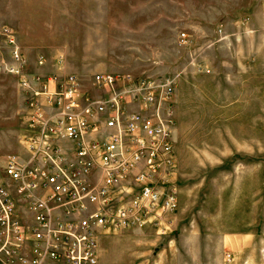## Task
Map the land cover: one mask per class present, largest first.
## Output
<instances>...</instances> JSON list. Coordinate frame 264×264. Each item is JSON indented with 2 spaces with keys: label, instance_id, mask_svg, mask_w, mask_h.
I'll list each match as a JSON object with an SVG mask.
<instances>
[{
  "label": "rangeland",
  "instance_id": "rangeland-1",
  "mask_svg": "<svg viewBox=\"0 0 264 264\" xmlns=\"http://www.w3.org/2000/svg\"><path fill=\"white\" fill-rule=\"evenodd\" d=\"M260 6L264 0H0V17L65 48L69 66L88 76L85 89L98 70L138 67L176 77L178 209L158 223L100 234L99 264H264V108L257 93L228 85L230 65L216 60L234 54L243 69L258 54ZM246 21L256 28L252 39ZM221 28L228 37L217 41ZM194 57L210 71L196 73ZM186 72L185 93L178 76ZM23 98L14 78L1 75L0 164L10 155L29 159L24 136L19 141L30 133ZM241 99L250 107H238Z\"/></svg>",
  "mask_w": 264,
  "mask_h": 264
},
{
  "label": "built area",
  "instance_id": "built-area-1",
  "mask_svg": "<svg viewBox=\"0 0 264 264\" xmlns=\"http://www.w3.org/2000/svg\"><path fill=\"white\" fill-rule=\"evenodd\" d=\"M0 34V72L18 76L30 130L29 159L0 164V264H99L100 234L178 209L176 77L99 72L85 89L63 58L61 72L30 74L15 30Z\"/></svg>",
  "mask_w": 264,
  "mask_h": 264
},
{
  "label": "crops",
  "instance_id": "crops-1",
  "mask_svg": "<svg viewBox=\"0 0 264 264\" xmlns=\"http://www.w3.org/2000/svg\"><path fill=\"white\" fill-rule=\"evenodd\" d=\"M264 6H260L257 8L258 12L263 13V19H262V25L259 26V32L258 37L256 38L259 44V52L258 54H250L245 58L243 61V69H236V65L234 64L236 59L234 54L228 55L226 58H217L216 60H224L226 61L231 69H228L227 74V84H241L242 87L239 90L246 91L249 93H257L258 94V107L261 108V105L264 108ZM0 23H5L11 26L16 33V37L18 40V43L22 46V49L27 56L28 62L26 66L27 72L30 74L34 73H40V74H49L53 72H61L60 67L57 63L58 58H63L64 60V71L68 73H74L78 75L82 80L83 77L88 76H82V74L79 73V70L76 68H72L68 64V54L66 53L65 48L63 47H57L55 46L57 43L55 41L50 40L49 38H41L39 36H32L31 34H24L22 28H19L16 21L13 19L6 20L5 18L0 17ZM248 23V24H247ZM245 24V33L249 36V39H252L250 37L251 35L255 34L256 28H253L249 25V22H244ZM253 28V29H252ZM220 36L218 37L217 29L215 30V40L221 41L223 39H226L228 35H223L221 32H223L222 28L221 31H219ZM27 33V32H26ZM217 33V34H216ZM186 35V34H185ZM247 38V39H248ZM248 39V40H249ZM4 37L0 34V51L6 52V49L3 47ZM43 56V64L38 63L39 56ZM193 61L195 65H198L200 69H196V73H202L205 71H210L208 69L209 65L204 61V58H193ZM197 70H199L197 72ZM213 73H215L214 77L219 76V69L212 70ZM99 72H111V73H122V74H130L133 76L138 75H155L154 73L147 72L145 69L141 70L138 67H135V69L131 70H98L95 71L90 77L92 78L94 74ZM4 75L7 77L14 78L17 88L19 89L20 93L22 94V88L19 84V78L18 76L8 73V72H0V76ZM157 75V74H156ZM207 75V74H206ZM211 76V75H210ZM90 78V79H91ZM198 79H195V83ZM84 81V80H83ZM178 82L180 84L179 91L186 93V89L190 87V83L192 82L191 75L189 73H181L178 76ZM177 89V87H176ZM185 99L179 98V107H181L184 104ZM242 101V102H239ZM236 102V104H239L238 107H242L243 109L249 108L250 104L249 101L239 100ZM176 104V91L174 95V106ZM22 109L26 108V103L24 101V98L21 102ZM24 135V132L20 134L19 141L21 140L22 136Z\"/></svg>",
  "mask_w": 264,
  "mask_h": 264
}]
</instances>
